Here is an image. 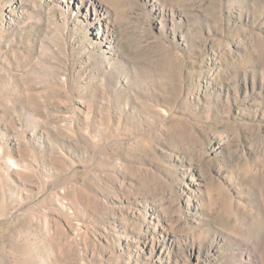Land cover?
<instances>
[{
	"label": "rangeland",
	"instance_id": "1",
	"mask_svg": "<svg viewBox=\"0 0 264 264\" xmlns=\"http://www.w3.org/2000/svg\"><path fill=\"white\" fill-rule=\"evenodd\" d=\"M0 264H264V0H0Z\"/></svg>",
	"mask_w": 264,
	"mask_h": 264
}]
</instances>
